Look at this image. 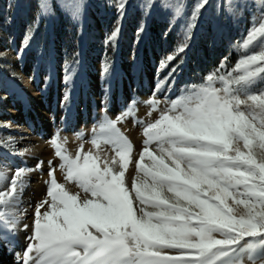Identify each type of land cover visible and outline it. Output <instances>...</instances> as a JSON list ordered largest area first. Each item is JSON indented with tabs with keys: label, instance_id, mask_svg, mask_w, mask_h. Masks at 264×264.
<instances>
[{
	"label": "snow or ice",
	"instance_id": "obj_1",
	"mask_svg": "<svg viewBox=\"0 0 264 264\" xmlns=\"http://www.w3.org/2000/svg\"><path fill=\"white\" fill-rule=\"evenodd\" d=\"M208 3L196 0L185 43L161 68L184 51ZM115 7L122 18L126 0ZM165 7L174 17L184 13L180 0ZM228 7L238 12L241 5L229 0ZM72 9L78 14L79 5ZM39 10L50 13L48 0H40ZM257 21L238 44L241 56L230 70L221 62L174 99L153 93L144 101L155 119L137 118L135 101L115 119L105 108L87 141L84 132L75 134L80 144L74 154L67 138L54 134L47 142L54 159L47 162L46 193L31 224L23 223L30 235L21 264H264V0ZM128 119L141 129L138 153L119 127ZM85 143L92 147L85 150ZM0 144L15 149L12 137ZM0 165L2 246L20 230L25 186L44 161L14 170Z\"/></svg>",
	"mask_w": 264,
	"mask_h": 264
},
{
	"label": "rangeland",
	"instance_id": "obj_2",
	"mask_svg": "<svg viewBox=\"0 0 264 264\" xmlns=\"http://www.w3.org/2000/svg\"><path fill=\"white\" fill-rule=\"evenodd\" d=\"M176 2L151 0L152 7L148 8V0H126L121 18L115 7L117 0H48L51 11L47 15L40 13V0H0V76L6 72L21 80V51L32 54L31 64L33 58L49 66L55 60L68 77L76 75L84 62L99 75L103 87L116 78L118 69L124 78L116 79V90L120 91L123 79L125 96L112 119L133 101L137 118L155 119V112L148 117L149 108L144 101L153 93L160 100L174 99L187 85L200 83L221 62L225 63V70H230L241 56L238 44L252 24L258 22L260 0H232L241 5L238 12L229 10V0H209L184 51L161 68V61L185 43V24L196 0H180L184 5L180 17H174L172 9L165 7ZM73 4L79 5L78 14H73ZM117 26V38L108 42ZM8 96L0 83V104H6ZM2 113L0 110L1 116ZM9 124L0 118L2 141L13 138L6 130ZM119 127L138 153L143 141L140 127L134 126L131 119ZM0 146L11 153L17 148L16 141L14 150L5 144Z\"/></svg>",
	"mask_w": 264,
	"mask_h": 264
},
{
	"label": "bare ground",
	"instance_id": "obj_3",
	"mask_svg": "<svg viewBox=\"0 0 264 264\" xmlns=\"http://www.w3.org/2000/svg\"><path fill=\"white\" fill-rule=\"evenodd\" d=\"M20 56L22 63L18 70L21 80L6 72L0 76L4 92L9 95L6 104H0V110L3 111L0 118L10 123L6 130L16 141V151L27 149L30 154L15 155L0 146V161L11 170L16 167L35 168L38 160H43L44 166L29 177L20 205L22 210H26V215L14 240L0 246V264H21L20 257L30 235V230L23 229V223L32 222L35 204L46 193L44 181L48 178L47 162L54 159L53 150L47 142L59 132L62 137L67 138L66 147L74 154L80 144L75 134L84 132V139L87 141L93 126L104 116V109H107L108 117L112 118L122 107L125 96L123 79L121 92L116 90V79L124 78L123 75L120 76L121 70L116 69V78L103 87L99 75L84 62L76 75L66 79L68 76L61 68H57L55 60L49 66L33 58L31 64L30 52L21 51ZM84 147L87 150L92 145L85 143ZM54 163L59 162L54 160ZM55 175L58 181L63 182V175L58 167Z\"/></svg>",
	"mask_w": 264,
	"mask_h": 264
}]
</instances>
